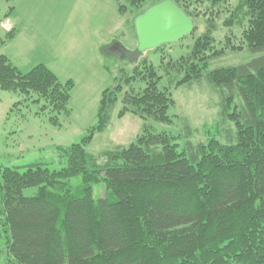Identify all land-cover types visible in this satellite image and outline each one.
Listing matches in <instances>:
<instances>
[{
  "label": "trees",
  "instance_id": "trees-1",
  "mask_svg": "<svg viewBox=\"0 0 264 264\" xmlns=\"http://www.w3.org/2000/svg\"><path fill=\"white\" fill-rule=\"evenodd\" d=\"M115 1L120 14L134 13V21L162 0ZM172 1L192 21L204 18L205 31L188 55L162 62L163 76L142 61L131 76L105 89L96 126L63 150L61 169L34 164L24 171L0 170V257L5 262L264 264V0H236L234 6L231 0ZM205 3L209 7L200 10ZM221 4L230 12L222 25L238 24L241 33L238 42L232 33L225 35L217 47L214 19L220 12L214 7ZM14 34L11 29L5 38ZM241 52L262 55L207 71L214 59ZM164 76L176 88L202 79L213 87L215 133L207 129L205 140H187L179 150L176 137L145 124L171 123L172 94L158 86ZM136 80L145 86L135 93L130 84ZM71 89L70 81L60 83L42 64L22 74L0 55L2 91L34 94L35 101L45 102L43 110L60 114L67 113ZM122 92L118 116L129 112L141 118V133L126 147L94 156L85 146L94 132L106 129L109 110ZM73 177L82 182L76 195L67 183ZM99 183L109 196L95 201L92 186ZM29 188H37L36 195L24 197Z\"/></svg>",
  "mask_w": 264,
  "mask_h": 264
},
{
  "label": "rangeland",
  "instance_id": "rangeland-1",
  "mask_svg": "<svg viewBox=\"0 0 264 264\" xmlns=\"http://www.w3.org/2000/svg\"><path fill=\"white\" fill-rule=\"evenodd\" d=\"M236 0H231L230 6ZM147 5V3L145 4ZM11 12L5 17L9 8ZM209 7L205 3L202 9ZM226 5L215 6L220 14L215 17L213 32L215 46L227 34L232 33L239 41L241 28L238 24L224 27L223 21L230 16ZM134 13L117 11L115 0H0V55L25 74L38 64L46 66L60 83L70 81L72 89L67 113H52L42 109L45 102L32 94L25 97L17 92L0 90V170L18 168L26 170L39 164L49 171L61 169L66 164L63 152L71 144L79 143L96 126L97 112L102 92L131 76L133 69L142 61L151 64L158 75L163 76L162 62L177 60L190 53L194 41L205 31L203 17L193 21L195 29L178 41L162 44L140 54L137 52V36L132 21ZM10 22L15 28L11 39H6ZM9 30V31H7ZM262 54L249 52L228 53L211 61L208 70L244 64ZM166 76L159 88L169 87L174 105L167 115L171 123H153L146 120L156 133L164 132L176 137L179 150L189 140H205V130L215 133L218 123V97L213 87L204 79L199 82L174 87ZM141 80L132 81L130 87L139 92L144 88ZM124 87V91L128 90ZM123 92L118 95L109 110V122L105 130L94 132L85 149L99 156L118 147H126L141 133L144 121L127 112L118 116L122 108ZM56 120H53V117ZM228 129L229 125H221ZM208 134L207 136H209ZM222 142L224 137H218ZM72 195L82 188L80 177L67 181ZM37 188L23 191L24 197H33ZM103 183L92 186V198L96 201L109 194ZM1 246V245H0ZM4 255L0 264L5 262Z\"/></svg>",
  "mask_w": 264,
  "mask_h": 264
},
{
  "label": "water",
  "instance_id": "water-1",
  "mask_svg": "<svg viewBox=\"0 0 264 264\" xmlns=\"http://www.w3.org/2000/svg\"><path fill=\"white\" fill-rule=\"evenodd\" d=\"M137 52L178 41L193 31V21L172 0H162L134 20Z\"/></svg>",
  "mask_w": 264,
  "mask_h": 264
},
{
  "label": "crops",
  "instance_id": "crops-1",
  "mask_svg": "<svg viewBox=\"0 0 264 264\" xmlns=\"http://www.w3.org/2000/svg\"><path fill=\"white\" fill-rule=\"evenodd\" d=\"M5 20H6V19H5ZM5 22H7V23L10 24V26L12 27L11 29H14V30H15L14 26H13L10 22H8L7 20H6ZM15 32H16V31H15Z\"/></svg>",
  "mask_w": 264,
  "mask_h": 264
},
{
  "label": "built area",
  "instance_id": "built-area-1",
  "mask_svg": "<svg viewBox=\"0 0 264 264\" xmlns=\"http://www.w3.org/2000/svg\"><path fill=\"white\" fill-rule=\"evenodd\" d=\"M7 31H9V30H7Z\"/></svg>",
  "mask_w": 264,
  "mask_h": 264
}]
</instances>
